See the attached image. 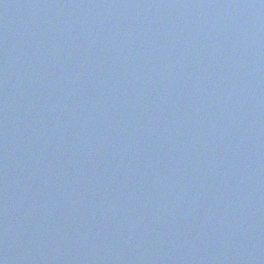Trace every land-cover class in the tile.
<instances>
[{
	"label": "water",
	"instance_id": "1",
	"mask_svg": "<svg viewBox=\"0 0 264 264\" xmlns=\"http://www.w3.org/2000/svg\"><path fill=\"white\" fill-rule=\"evenodd\" d=\"M0 264H264V0H0Z\"/></svg>",
	"mask_w": 264,
	"mask_h": 264
}]
</instances>
